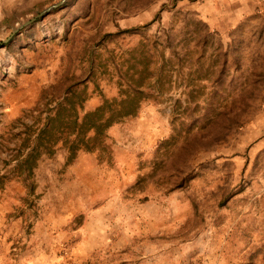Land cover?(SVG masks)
I'll return each mask as SVG.
<instances>
[{
  "label": "rangeland",
  "instance_id": "obj_1",
  "mask_svg": "<svg viewBox=\"0 0 264 264\" xmlns=\"http://www.w3.org/2000/svg\"><path fill=\"white\" fill-rule=\"evenodd\" d=\"M59 1L0 0V191L25 189L4 197L6 217L29 232L30 184L65 185L17 176L24 125L68 85L84 111L136 87L137 115L108 129L105 154L79 151L66 183L80 187L69 226L100 234L83 264H264V0H67L15 32ZM18 66L42 80L11 115L2 94Z\"/></svg>",
  "mask_w": 264,
  "mask_h": 264
},
{
  "label": "crops",
  "instance_id": "obj_2",
  "mask_svg": "<svg viewBox=\"0 0 264 264\" xmlns=\"http://www.w3.org/2000/svg\"><path fill=\"white\" fill-rule=\"evenodd\" d=\"M10 72L6 78L5 75L1 77L12 82L14 87L7 89L6 96L2 95L7 114L16 115L21 108L35 101L40 75L35 70L24 72L19 66ZM67 159L66 148L57 144L51 156H42L39 160L35 169L36 183L40 182L42 186L47 179L59 176L65 185L35 188V192L41 194V213L31 221L29 232L24 231L26 221L21 216L6 217L12 206L10 201L3 200L4 197L22 195L25 189L16 187V181L11 180L8 187L0 191V264H83L99 246V233L82 231L83 226H69L76 214L80 187H67L66 183L79 163V157L77 155L65 165ZM63 165L64 172L59 171ZM68 205L73 211L68 210Z\"/></svg>",
  "mask_w": 264,
  "mask_h": 264
},
{
  "label": "trees",
  "instance_id": "obj_3",
  "mask_svg": "<svg viewBox=\"0 0 264 264\" xmlns=\"http://www.w3.org/2000/svg\"><path fill=\"white\" fill-rule=\"evenodd\" d=\"M134 81L133 79L132 82ZM64 92L62 101L49 110L42 123L35 125V130L29 132L31 126L24 125L27 131L14 155L13 161H16V164L13 170L26 183L33 178L41 155H52L59 143L68 150L69 161H72L79 151L105 154L108 150V129L126 118L137 115L141 99L147 98V94L136 87L132 91L120 89L118 97L104 99L93 110L84 111L85 98L81 92L76 93L69 85ZM182 184L184 179H181L177 186ZM29 190L34 192V183L30 184Z\"/></svg>",
  "mask_w": 264,
  "mask_h": 264
},
{
  "label": "water",
  "instance_id": "obj_4",
  "mask_svg": "<svg viewBox=\"0 0 264 264\" xmlns=\"http://www.w3.org/2000/svg\"><path fill=\"white\" fill-rule=\"evenodd\" d=\"M66 1H67V0H60V1L57 2V3H54V4H52V5L48 6V7H45V8H44L43 10H41V11H40V12H39L34 18L30 19V20L27 21L25 24H23L20 28L16 29L15 32H16V31H19V29H21L22 27H24V25L29 24V23H31L32 21L36 20L37 18H39V17H41V16L47 14L48 12L52 11L53 9L62 6ZM9 39H10V37H9L8 39H6L5 41L0 42V45H2V44H4V43L8 42Z\"/></svg>",
  "mask_w": 264,
  "mask_h": 264
}]
</instances>
